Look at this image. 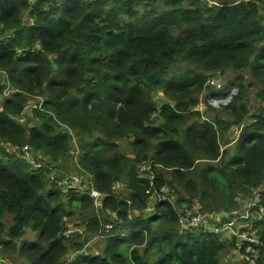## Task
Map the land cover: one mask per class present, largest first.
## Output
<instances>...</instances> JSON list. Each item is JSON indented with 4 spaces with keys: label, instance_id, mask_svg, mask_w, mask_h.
<instances>
[{
    "label": "trees",
    "instance_id": "16d2710c",
    "mask_svg": "<svg viewBox=\"0 0 264 264\" xmlns=\"http://www.w3.org/2000/svg\"><path fill=\"white\" fill-rule=\"evenodd\" d=\"M198 2L0 0V252L28 264H62L83 248L81 232L63 234L77 214L84 233L100 234L104 246L69 264H220L236 240L202 228L181 232L167 201L144 217L154 192L168 184L187 196L179 208L195 199L203 212L223 213L219 227L251 221L258 245L245 240L241 251L259 249L254 264H264V116L230 145L226 132L247 113L241 96L222 110L230 120H202L194 110L206 74L221 69H249L264 97V0ZM158 90L168 102L157 109L151 94ZM28 97H42L30 127L17 120ZM128 137L133 158L116 147ZM23 146L48 161L33 168L20 157ZM70 159L74 174L103 195L101 207L51 176L52 164ZM148 163L152 180L139 173ZM120 178L125 196L113 189ZM241 195L259 197L249 210L255 218L235 213ZM27 230L34 239H23Z\"/></svg>",
    "mask_w": 264,
    "mask_h": 264
},
{
    "label": "rangeland",
    "instance_id": "374dc122",
    "mask_svg": "<svg viewBox=\"0 0 264 264\" xmlns=\"http://www.w3.org/2000/svg\"><path fill=\"white\" fill-rule=\"evenodd\" d=\"M223 1H229V0H199V6L201 8H208L217 6ZM237 2L241 1H247V0H233ZM264 16V12H263ZM264 25V20L262 21ZM207 80L204 86L203 91L201 94L198 95V102L197 105L194 107V110L196 112H199L202 120L203 119H209L211 120L215 116H218L224 120H228L229 117L224 115L222 113L223 108L227 107L229 104L233 102V100L236 97L241 96V102H243L244 106L246 107L247 113L244 118V120L236 126L231 127L226 132V143L232 145L237 140L240 130L250 125L253 121L256 120L257 116L262 114L264 116V97L262 96V88L260 85L252 78L250 75L249 69H244L240 71H236L233 69H221L217 71H211L206 74ZM236 78L241 79L240 83L241 86H238V83L235 81ZM2 82V76L0 75V83ZM215 95L220 96L219 100H215ZM152 101L155 105V107L158 109L163 103L168 102L167 98L163 95V93L158 90L154 91L151 94ZM42 98V97H41ZM41 98L36 97H28L27 102L24 107V111L20 116H18L17 120L24 126L30 127L37 125V121L35 118H33L31 114V110L34 108L35 105H37L39 100ZM155 124H159L160 120L157 117V114H154L151 118ZM230 120V119H229ZM76 142V141H75ZM131 143V138H125L116 141V147L118 152L125 154L129 158H133V152L131 150V147L129 144ZM78 157V153L75 155ZM30 157L35 161H43L46 162L48 159L45 155H42L39 152L31 150ZM74 158V156H73ZM71 159L69 160V163L64 162H55L52 167V177L58 176L60 177H70L74 174L72 170V164ZM203 163V161L199 162ZM147 166H149V170L146 169L145 171L141 172L140 169L143 167H139V173L142 177H152L154 178V172L152 171L151 165L148 163ZM157 173H161L164 176V179L167 181H170L169 177V170L163 167L158 166ZM163 187V188H162ZM264 187V183L262 185ZM261 187V188H262ZM114 191L117 193L122 194L125 196L126 194V181L124 178H120L114 183ZM257 190H254L255 193ZM184 197L187 198V196L178 188V191L176 188L169 186L168 184H165L159 188L156 192H154V195L149 199L148 206L143 212L144 217L148 216L149 214H152L156 212L155 204L157 202L167 201L173 207L177 210V213L179 214V220H178V230L181 232L186 229L183 225L186 219L188 218L189 214H196L199 213L203 216L204 222L202 229H217L216 231L223 234L222 237L228 241V243L233 242L236 240L235 244L236 247H230L227 251L221 253L220 255V264H236L238 262L248 261L249 264H254L256 260H258V254L253 259L252 251L259 252L260 250L257 248H252L251 246H245L244 253L241 251V247L243 246V243L245 240L252 242L254 241L255 244L258 245L256 242V236H254L255 229L251 231V221L244 222V221H236L234 220L233 227H227L220 228L219 224L221 222V218L225 215L223 213H205L200 207V204L197 202V200L193 199L191 201L192 204H190L189 208H179L176 206V202L179 198ZM254 199L251 197H246L241 195L238 198V210L235 212L237 214H240L244 218H250L256 216V213L249 212L250 208L253 204ZM99 203H96L95 208H99ZM75 213H78L75 211ZM105 214V213H104ZM135 215L141 216L140 212L132 211L130 213V217ZM110 217L115 218V215L110 213ZM4 224L6 228L11 224V216L6 214L4 216ZM108 226V225H106ZM65 230L63 231V234L66 230L70 229L71 233H82V238L79 242H83V248L79 251H73L70 250L65 257L63 258L62 264H69L73 262L77 255L80 254H87V255H99L102 252L104 243L102 236L100 234L95 235L91 232L84 233L83 226L81 224V219H79V216L77 214L72 216V219H66L65 220ZM244 229H247V231H244ZM251 231V232H250ZM71 233L70 236L71 237ZM244 233V234H243ZM34 234L30 232L29 230L25 231V235L23 236V239H34ZM73 238V235L70 239ZM236 238V239H233ZM264 247V246H263ZM263 249V248H262ZM264 259V258H263ZM253 260V261H251ZM0 262L4 264H28L27 260L25 258L20 257L17 253H2L0 252Z\"/></svg>",
    "mask_w": 264,
    "mask_h": 264
},
{
    "label": "built area",
    "instance_id": "2783aa9c",
    "mask_svg": "<svg viewBox=\"0 0 264 264\" xmlns=\"http://www.w3.org/2000/svg\"><path fill=\"white\" fill-rule=\"evenodd\" d=\"M214 99L215 100H219L220 99V96L215 95ZM39 102H40V100H39ZM30 152H31V148L30 147L23 146L22 149H21L20 157L22 159H24L25 161H27L29 164H31V166L33 168H38L41 164H40V162H38L36 160L34 161L30 157ZM146 169L149 170V166L143 165V167L140 169V171L143 172ZM53 178H54L55 182L58 184V186H60V188L63 191H68L70 189H76V190H79V191H81L83 193H87L93 199L94 207H96V203L97 202L100 205L99 207H101L103 195L94 188V186H93L92 182H90V180L89 181L84 180L79 175H73V176H70V177L66 176V177H60V178L58 176H56V177H53ZM149 179L152 180L153 178L150 176ZM113 189H114V185H113ZM254 201L255 202H253V204L256 203V202H259V197L258 196L255 197L254 198ZM263 215H264V213H263ZM203 222H204L203 216L200 215L199 213L189 214L188 215V218L184 222V225L183 226L186 229H195V228L202 227ZM227 225L232 228L233 227L232 221H230L227 224L223 225L222 226V229L224 227L226 228ZM106 228L108 229L109 226H106ZM208 230L209 231H213V232H218V231H216L217 230L216 228L215 229H208ZM70 233H71V230L68 229V230H66L64 232V235L66 237H69L70 236ZM252 254H253L252 258L254 259L258 253L252 251ZM258 256H259V254H258ZM251 261H253V260H251Z\"/></svg>",
    "mask_w": 264,
    "mask_h": 264
}]
</instances>
